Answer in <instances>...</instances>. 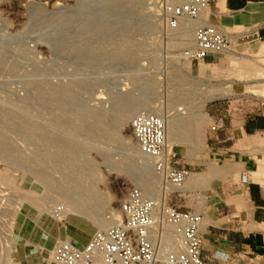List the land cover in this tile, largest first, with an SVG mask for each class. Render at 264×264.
Returning a JSON list of instances; mask_svg holds the SVG:
<instances>
[{
    "label": "rangeland",
    "instance_id": "374dc122",
    "mask_svg": "<svg viewBox=\"0 0 264 264\" xmlns=\"http://www.w3.org/2000/svg\"><path fill=\"white\" fill-rule=\"evenodd\" d=\"M183 1L0 0V264H53L54 248L80 228L92 231L78 246L107 228L134 186L199 213L257 198L264 133H249L262 142L256 174L231 171L211 149L220 118L264 115V53L247 10L215 11L231 47L191 66L181 54L199 21L168 25ZM140 113L167 120L169 146L192 176L178 192L138 149ZM44 237L59 239L51 252Z\"/></svg>",
    "mask_w": 264,
    "mask_h": 264
},
{
    "label": "built area",
    "instance_id": "2783aa9c",
    "mask_svg": "<svg viewBox=\"0 0 264 264\" xmlns=\"http://www.w3.org/2000/svg\"><path fill=\"white\" fill-rule=\"evenodd\" d=\"M211 2L184 0L169 9L168 25L172 29L181 21H199L193 27L192 42L181 54L191 66L211 62L232 44L221 26L203 18ZM131 129L139 151L152 161L155 176L176 192L182 189L191 171L180 165L169 147L163 117L140 113L133 118ZM202 227V213L182 210L134 186L112 225L98 230L83 246L60 242L52 260L54 264H206L202 258Z\"/></svg>",
    "mask_w": 264,
    "mask_h": 264
},
{
    "label": "crops",
    "instance_id": "0c3cea01",
    "mask_svg": "<svg viewBox=\"0 0 264 264\" xmlns=\"http://www.w3.org/2000/svg\"><path fill=\"white\" fill-rule=\"evenodd\" d=\"M217 1L214 8L211 4L203 18L221 26L215 11L237 13L247 10L246 18L254 28L252 37L259 43V52L264 53V0ZM212 113L219 117L216 112ZM220 120L224 129L218 127L221 130L215 132V139L220 147L212 148V153L232 162L229 166L233 172L259 173L260 157L263 155L259 144L262 142L250 139L248 130L251 133H264V129L260 128L264 126V115L244 122L236 120L226 126L224 118ZM215 166L207 164V169H215ZM257 186V198H250L251 204L246 200L247 203L240 210L224 212L217 208L202 212V258L206 264H264V183H258ZM220 202L222 200L218 201Z\"/></svg>",
    "mask_w": 264,
    "mask_h": 264
},
{
    "label": "bare ground",
    "instance_id": "6f19581e",
    "mask_svg": "<svg viewBox=\"0 0 264 264\" xmlns=\"http://www.w3.org/2000/svg\"><path fill=\"white\" fill-rule=\"evenodd\" d=\"M191 31V30H190ZM187 31H185V33H186ZM188 33V32H187ZM192 33H193V29H192ZM256 49V48H255ZM262 51V50H261ZM226 52H228V50L227 51H223V52H220V53H218L217 55H219V54H222V53H226ZM208 100H205V103L207 102ZM162 117V116H161ZM163 119L165 120V122H166V126H167V120L163 117ZM83 121V120H82ZM220 125H221V123H220ZM167 141H168V133H167ZM168 144H169V141H168ZM170 147V146H169ZM145 156V155H144ZM146 157V156H145ZM192 179V176L191 177H189L188 178V180L187 181H189V180H191ZM172 188V187H171ZM164 194V193H163ZM76 207L74 206V209H75ZM71 209V208H70ZM73 209V210H74ZM63 212V211H62ZM68 212V211H67ZM72 212L71 211H69V214H71ZM117 218V215L116 214H113V216H111V218L110 219H108V220H105L102 224H101V226H104V227H108V226H110V225H112L114 222H115V219ZM91 231H92V228L91 227H88V226H85V227H82V228H80L76 233H74V236H73V238L72 239H70V241L72 242L71 244H73V245H75V246H78L77 244H80V243H83L84 241V238L85 237H87V236H89L90 235V233H91ZM42 239V241L45 243V246H44V250H46V251H50L51 252V250L53 249V245H54V243L55 242H57V241H59V239H55V238H50V239H47V237H44V238H41ZM86 244V243H85ZM84 244V245H85ZM83 246V245H82ZM54 250H55V248H54ZM53 253H54V251L52 252V255H53ZM50 263L52 262L53 264H54V262H53V260H52V257H51V261H49Z\"/></svg>",
    "mask_w": 264,
    "mask_h": 264
},
{
    "label": "trees",
    "instance_id": "16d2710c",
    "mask_svg": "<svg viewBox=\"0 0 264 264\" xmlns=\"http://www.w3.org/2000/svg\"><path fill=\"white\" fill-rule=\"evenodd\" d=\"M260 128L264 129V126H261ZM247 130H248V129H247ZM248 132H249V133H251V131H250V130H248Z\"/></svg>",
    "mask_w": 264,
    "mask_h": 264
}]
</instances>
